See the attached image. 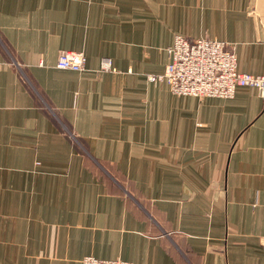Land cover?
<instances>
[{"label": "crops", "instance_id": "1", "mask_svg": "<svg viewBox=\"0 0 264 264\" xmlns=\"http://www.w3.org/2000/svg\"><path fill=\"white\" fill-rule=\"evenodd\" d=\"M175 36L264 75V0H0V264H264V102L151 81Z\"/></svg>", "mask_w": 264, "mask_h": 264}, {"label": "built area", "instance_id": "2", "mask_svg": "<svg viewBox=\"0 0 264 264\" xmlns=\"http://www.w3.org/2000/svg\"><path fill=\"white\" fill-rule=\"evenodd\" d=\"M168 63L164 73L152 76L151 81H164L170 92L177 96L198 99H231L239 87H250L257 91L264 102V75L254 76L237 70L234 49L225 42L200 38L189 40L175 36L166 50ZM85 57L82 52L61 50L55 67L59 70L80 73L84 70ZM100 69L112 70L111 62L104 60ZM81 264H131L114 259L100 260L84 257Z\"/></svg>", "mask_w": 264, "mask_h": 264}]
</instances>
